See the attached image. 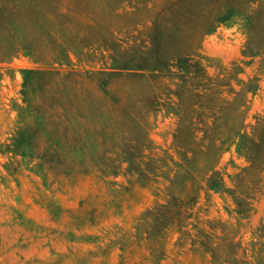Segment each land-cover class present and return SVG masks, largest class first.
<instances>
[{
  "label": "rangeland",
  "instance_id": "374dc122",
  "mask_svg": "<svg viewBox=\"0 0 264 264\" xmlns=\"http://www.w3.org/2000/svg\"><path fill=\"white\" fill-rule=\"evenodd\" d=\"M165 1L0 0V264H264V173L237 176L249 162L236 142L214 144L241 125L264 134V56L243 55L242 15L218 20V0H195L169 14L177 24L160 28V52L199 71L150 70ZM26 69L41 72L24 88ZM253 78L254 90L229 93ZM45 83L67 106L68 147L47 137L51 127L27 131L41 121L32 88ZM127 152L144 163L111 172Z\"/></svg>",
  "mask_w": 264,
  "mask_h": 264
},
{
  "label": "trees",
  "instance_id": "16d2710c",
  "mask_svg": "<svg viewBox=\"0 0 264 264\" xmlns=\"http://www.w3.org/2000/svg\"><path fill=\"white\" fill-rule=\"evenodd\" d=\"M195 0H166L165 2L161 3V5L158 6V11L156 13L155 18L152 20V23L154 25V33L152 36H150L149 43L156 46L158 49V52L153 60V63L151 64L150 70H157V71H163L168 66L176 67L181 72H192L193 74L197 73L199 70L197 66L194 64H188L187 60L185 58L179 57L177 55H173L169 59H174V61L170 64H168V59L166 54L164 53V50L160 52V46L162 45V40L160 35L162 34V31L160 28H165L166 26H175L177 22L175 20H170L168 18L169 14L172 12V10L180 5L183 4H193ZM219 2V13H218V20H225L229 18L233 14H240L243 16V19L245 21V26L247 30V41L245 43V48L243 50L244 56H255V55H262L264 56V0H218ZM67 7V6H65ZM68 8V7H67ZM36 13L47 15L49 13L48 10H42L40 8H35ZM36 19V18H35ZM30 27H34L33 24H30ZM35 40H32L31 38H25L24 40V47H28V43H33ZM143 46H146L143 44ZM60 59V58H57ZM250 61V60H249ZM248 61V62H249ZM264 62V60H263ZM247 63V62H244ZM195 66L193 70L189 71L188 67ZM238 72L242 71V68L237 66L236 63H233V69L232 72ZM32 72H41V70H31L26 69L23 71V84L24 88L28 87L26 85V80H28V76ZM232 73H229L231 75ZM206 79H209L206 78ZM90 80L94 81L90 78ZM256 79H250L248 82H242L239 83L242 85V87L239 90H236L235 88H230L229 93L233 94L235 97L239 95H244L245 92L249 90H254L256 88V83L253 82ZM98 83L99 89L104 90L103 83L99 80H95ZM33 90H37L38 94L40 95L39 101L36 102L35 105H31L36 113L37 119L40 118V122L36 123L35 125H31L27 127V131L29 133L32 131L33 133H39L46 131V126L51 127V133L47 136L56 144H59L60 147H68L71 144V140L67 138V136L61 132L60 130L63 127V124L60 120V116H64L65 111L67 110V106L64 104H55L53 100H51L50 93H48V85L45 84H38L32 88ZM245 98V97H244ZM30 100V98H29ZM28 102V99H26ZM32 103V102H31ZM245 103V102H244ZM244 103L240 104V107L244 105ZM60 109V110H57ZM51 113L48 117H46V114ZM58 115L59 120H55L54 116ZM263 123L264 124V116H258L257 117V124ZM241 127H243L241 125ZM235 128L232 130L231 135L229 138H217L218 144L214 142V144L218 147V150L223 148V146L226 144L227 140H230V142H236L237 149L246 157L249 164L241 169V172L237 174V176H240L242 173H250L254 176L260 178V176L263 177L264 173V134L263 135H256L253 133L252 135H248L247 132L242 131V128ZM25 127L21 128L20 135L16 136L14 138L15 141H21L23 135L22 130ZM32 129V130H31ZM256 129V128H255ZM205 133V130H202ZM204 138H207L206 133L204 135ZM216 147V148H217ZM189 152H192V148L188 150ZM44 153L46 155V152H39V155H43ZM53 155H56L54 152ZM56 160L58 162H62L61 160V154H57ZM144 155H140V158H143ZM127 161L128 166L127 169L130 171V168L136 164L144 163L139 162L137 163L134 157L131 155L130 152H127L126 156L120 160V162L114 166V168H111V172H114L119 165L122 164V162ZM89 162H86L84 166H71V169H74L75 171H86L89 166ZM98 169L103 170L102 166L100 164H95ZM214 163L210 164L207 168V172H213L214 174ZM210 185V184H209ZM263 189L262 184H254L251 187L252 192H259ZM233 198L236 204V210L239 214L246 215L250 211L253 210V207L247 202L244 196L240 194L238 189H233ZM193 199V198H190ZM181 203H184L183 201H180ZM181 212H173L170 217L169 223H175L181 221V216H179Z\"/></svg>",
  "mask_w": 264,
  "mask_h": 264
}]
</instances>
